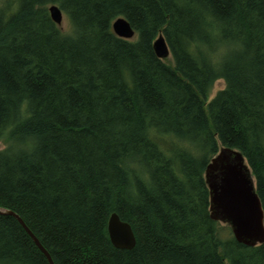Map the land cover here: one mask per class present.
<instances>
[{"label":"trees","instance_id":"trees-1","mask_svg":"<svg viewBox=\"0 0 264 264\" xmlns=\"http://www.w3.org/2000/svg\"><path fill=\"white\" fill-rule=\"evenodd\" d=\"M10 6L0 4V141L11 146L0 208L53 263L264 264V244H238L211 219L205 182L220 146L239 151L264 212V0ZM118 18L136 41L113 33ZM159 35L172 66L154 52ZM114 213L135 235L130 251L111 244ZM0 264H49L11 216L0 215Z\"/></svg>","mask_w":264,"mask_h":264},{"label":"water","instance_id":"water-1","mask_svg":"<svg viewBox=\"0 0 264 264\" xmlns=\"http://www.w3.org/2000/svg\"><path fill=\"white\" fill-rule=\"evenodd\" d=\"M48 10L52 21L61 28L63 13L60 8L53 5ZM112 30L118 38L127 41L136 36L124 18L114 21ZM153 49L162 61L171 55L163 35H159L154 41ZM205 182L210 193L211 219L228 226L238 244L249 248L263 245L264 212L256 191L255 180L242 153L221 147L206 168ZM0 215L15 218L46 256L49 264H54L49 253L17 214L0 208ZM108 234L111 244L116 249L130 251L136 246L131 226L122 222L116 213L109 219Z\"/></svg>","mask_w":264,"mask_h":264},{"label":"rangeland","instance_id":"rangeland-1","mask_svg":"<svg viewBox=\"0 0 264 264\" xmlns=\"http://www.w3.org/2000/svg\"><path fill=\"white\" fill-rule=\"evenodd\" d=\"M0 4L2 6L11 4L10 9L11 8L13 9L15 7V5H16V0H0ZM60 29H61L62 32L66 33V34L71 32L70 23H69V21H68V19H67V17L65 15H63V22H62V26H61ZM136 39L137 38L135 36L131 41H136ZM164 62L166 64H168L169 66H172L173 59H172L171 55L166 60H164ZM225 87H226V85H225V82L223 80L216 81V83L214 84L213 89L211 90L210 95L208 97V102H210L217 95V93L219 91L224 90ZM9 144H10L9 140L6 137V138H4L3 140L0 141V148H3L5 145H9ZM220 148H221V146H220ZM221 226L225 228V232L224 233H226V227L227 226L223 225V224H221Z\"/></svg>","mask_w":264,"mask_h":264},{"label":"clouds","instance_id":"clouds-1","mask_svg":"<svg viewBox=\"0 0 264 264\" xmlns=\"http://www.w3.org/2000/svg\"><path fill=\"white\" fill-rule=\"evenodd\" d=\"M8 147H11L10 145H5L3 148H0V151H5L7 150ZM28 149H32L35 147V142L34 141H30L26 146H24Z\"/></svg>","mask_w":264,"mask_h":264}]
</instances>
